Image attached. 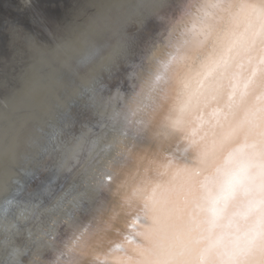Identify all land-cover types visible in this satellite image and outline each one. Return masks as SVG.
Listing matches in <instances>:
<instances>
[{
	"label": "clouds",
	"instance_id": "9594fccd",
	"mask_svg": "<svg viewBox=\"0 0 264 264\" xmlns=\"http://www.w3.org/2000/svg\"><path fill=\"white\" fill-rule=\"evenodd\" d=\"M0 264H264V0H0Z\"/></svg>",
	"mask_w": 264,
	"mask_h": 264
}]
</instances>
